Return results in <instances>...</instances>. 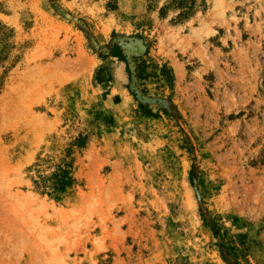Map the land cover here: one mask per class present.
<instances>
[{"label":"rangeland","instance_id":"rangeland-1","mask_svg":"<svg viewBox=\"0 0 264 264\" xmlns=\"http://www.w3.org/2000/svg\"><path fill=\"white\" fill-rule=\"evenodd\" d=\"M0 264H264V0H0Z\"/></svg>","mask_w":264,"mask_h":264}]
</instances>
